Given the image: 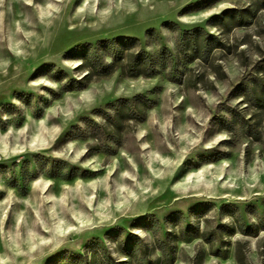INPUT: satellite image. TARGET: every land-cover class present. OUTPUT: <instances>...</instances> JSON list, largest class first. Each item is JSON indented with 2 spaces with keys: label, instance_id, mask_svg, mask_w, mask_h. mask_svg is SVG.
<instances>
[{
  "label": "rangeland",
  "instance_id": "374dc122",
  "mask_svg": "<svg viewBox=\"0 0 264 264\" xmlns=\"http://www.w3.org/2000/svg\"><path fill=\"white\" fill-rule=\"evenodd\" d=\"M0 264H264V0H0Z\"/></svg>",
  "mask_w": 264,
  "mask_h": 264
},
{
  "label": "trees",
  "instance_id": "16d2710c",
  "mask_svg": "<svg viewBox=\"0 0 264 264\" xmlns=\"http://www.w3.org/2000/svg\"><path fill=\"white\" fill-rule=\"evenodd\" d=\"M132 41H133V39L118 38V39H112L111 41L99 42L98 44H100V45L107 44L109 46V48H113L117 44L119 46L124 47V48H130L133 46ZM78 50L84 51V48H80ZM87 53H88V51H87ZM150 62H151L150 57L145 52H143L142 50H139L136 53H134L132 58H131V63L137 67L140 65L149 64ZM111 70H112V65L110 63V64H105V65L100 66V68L98 69V72L101 74H106V73L110 72Z\"/></svg>",
  "mask_w": 264,
  "mask_h": 264
}]
</instances>
